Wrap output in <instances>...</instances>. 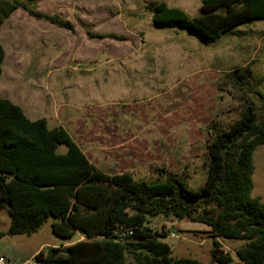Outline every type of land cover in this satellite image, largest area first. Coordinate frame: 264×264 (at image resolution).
<instances>
[{
    "label": "rangeland",
    "instance_id": "374dc122",
    "mask_svg": "<svg viewBox=\"0 0 264 264\" xmlns=\"http://www.w3.org/2000/svg\"><path fill=\"white\" fill-rule=\"evenodd\" d=\"M202 0H40L35 11L54 16L62 28L14 11L0 25L5 56L0 98L18 105L29 120L63 127L88 161L107 173H130L154 183L164 169L201 186L207 145L251 105L264 119V21H249L207 42L186 29L154 26L152 5L163 2L199 14ZM248 70L245 80L238 76ZM61 146L59 152H64ZM252 197L264 202V147L252 155ZM149 226L174 259L211 260L213 239L201 223L172 216ZM10 218L0 209V255L10 264H34L35 252L84 240L52 234L49 222L29 235H8ZM173 233L175 237H171ZM238 262L246 242L219 239Z\"/></svg>",
    "mask_w": 264,
    "mask_h": 264
},
{
    "label": "trees",
    "instance_id": "16d2710c",
    "mask_svg": "<svg viewBox=\"0 0 264 264\" xmlns=\"http://www.w3.org/2000/svg\"><path fill=\"white\" fill-rule=\"evenodd\" d=\"M40 0H0V25L17 9L62 28L54 16L35 11ZM249 21H264V0H202L199 14L159 2L152 5L154 26L186 29L215 42ZM4 50L0 45V76ZM248 70L238 79L245 80ZM65 147L64 152L59 148ZM264 147V119L251 105L207 145L203 184L190 188L160 169L162 180H136L128 172L107 173L92 165L66 130L49 128L46 119L29 120L23 110L0 98V209L9 216L8 235L31 234L49 222L51 232L84 240L34 255V264H203L174 259L167 237L149 219L174 217L201 223L213 239L206 264H264V202L252 197V155ZM130 230V236H123ZM219 239L244 240L234 254L220 250Z\"/></svg>",
    "mask_w": 264,
    "mask_h": 264
},
{
    "label": "built area",
    "instance_id": "2783aa9c",
    "mask_svg": "<svg viewBox=\"0 0 264 264\" xmlns=\"http://www.w3.org/2000/svg\"><path fill=\"white\" fill-rule=\"evenodd\" d=\"M132 234V232L130 230H125L123 232V236H130ZM171 237H175V235L173 233L170 234ZM0 264H10L9 260L6 259L3 255H0ZM21 264H28V262H24Z\"/></svg>",
    "mask_w": 264,
    "mask_h": 264
},
{
    "label": "crops",
    "instance_id": "0c3cea01",
    "mask_svg": "<svg viewBox=\"0 0 264 264\" xmlns=\"http://www.w3.org/2000/svg\"><path fill=\"white\" fill-rule=\"evenodd\" d=\"M100 169V168H99ZM105 172V171H104ZM37 252H35L34 254H33V256L36 254Z\"/></svg>",
    "mask_w": 264,
    "mask_h": 264
}]
</instances>
